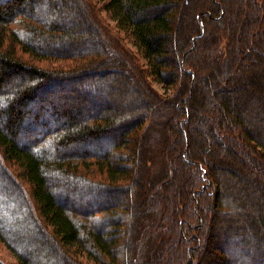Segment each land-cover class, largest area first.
I'll return each instance as SVG.
<instances>
[{
	"label": "trees",
	"instance_id": "1",
	"mask_svg": "<svg viewBox=\"0 0 264 264\" xmlns=\"http://www.w3.org/2000/svg\"><path fill=\"white\" fill-rule=\"evenodd\" d=\"M102 8L147 67L89 0H0V248L16 264H264V0Z\"/></svg>",
	"mask_w": 264,
	"mask_h": 264
},
{
	"label": "rangeland",
	"instance_id": "2",
	"mask_svg": "<svg viewBox=\"0 0 264 264\" xmlns=\"http://www.w3.org/2000/svg\"><path fill=\"white\" fill-rule=\"evenodd\" d=\"M89 3H90L92 10L95 11L100 16V18L104 21V23L108 26V29L110 30L111 34L114 35L116 40H120L121 43L124 45V47L128 49L134 55L136 61L138 62L139 65H141V67L143 68L147 67L144 58L141 56L136 46L131 42L130 38L126 34H124L122 31H120L119 28L116 27L115 22L109 17L107 12L103 10L102 7H103L104 0H89ZM105 36L111 44L112 39L109 36V33L107 31L105 32ZM42 64L46 67H49L51 65L47 63H42ZM55 82L56 81H54L53 83ZM152 85L155 89L160 90V92L162 91V88H160L158 84L152 82ZM53 87L58 88L57 84L56 86H53ZM66 92L71 93L72 90H68V91L66 90ZM54 94H57V93H54ZM67 99H68L67 94L60 95V100L58 99V104H60V106L64 105L67 102ZM56 122H57L56 119H54L53 121L50 120V125H54ZM37 132L38 130H35L34 132H32V130L27 131L26 135L32 136V135H35ZM151 137L153 139L156 138L155 135L153 134L151 135ZM153 146H154L153 162L151 166V171L152 173H157L158 169L162 166L163 161L161 157L159 156V154L156 152V148L158 146L157 145L155 146L154 144ZM12 168H14V166H12ZM0 257L6 262H8L9 264L17 263L14 253L11 250H9L6 246H4V244H2L0 248Z\"/></svg>",
	"mask_w": 264,
	"mask_h": 264
}]
</instances>
